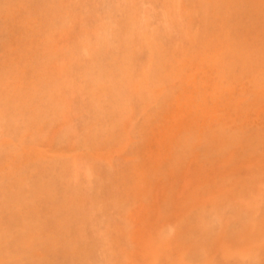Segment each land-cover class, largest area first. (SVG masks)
Segmentation results:
<instances>
[{"label":"rangeland","instance_id":"obj_1","mask_svg":"<svg viewBox=\"0 0 264 264\" xmlns=\"http://www.w3.org/2000/svg\"><path fill=\"white\" fill-rule=\"evenodd\" d=\"M0 1L6 2L0 11V58L2 44L10 51L18 46L15 40L39 50L28 64L34 73L18 66L39 91L30 108L22 103L28 91L19 92L7 79L0 87V108L19 116L7 128L0 123V160L6 163L7 156L26 151L43 160L36 165L26 160L24 167L12 163L15 173L0 180V237H5L0 238V264H231L222 252L204 247L206 233L200 232L204 220L213 221L217 205L231 200L221 197L202 207L201 183L215 168L203 174L208 156H199L198 131L190 138L182 135L175 145L160 141L154 130L167 124L173 100L204 79L203 70L197 73L193 65L208 64L212 43L223 48V31L234 28L237 40H244L239 12L228 0L202 9L199 0H18L32 12L22 7L25 28L17 31L15 18H7L21 7L15 0ZM204 16L217 22L216 31H205ZM256 22L255 36L264 19ZM198 31L200 40L191 44ZM204 40L209 41L205 46ZM260 42L248 73L238 64L236 74L246 81L264 57V36ZM215 76L211 83L227 86L222 74L215 71ZM258 135L264 138V129ZM233 146L208 158L228 155ZM162 152L164 164L157 160ZM256 152L247 145L241 153ZM20 183L22 194L42 206L28 205L26 220L17 219L37 223L34 228L19 230L18 223L4 221L5 200L22 204ZM12 233L25 235V248L8 247Z\"/></svg>","mask_w":264,"mask_h":264},{"label":"bare ground","instance_id":"obj_2","mask_svg":"<svg viewBox=\"0 0 264 264\" xmlns=\"http://www.w3.org/2000/svg\"><path fill=\"white\" fill-rule=\"evenodd\" d=\"M15 1V6L21 8L16 9L13 16L6 15L4 18L8 16V21L15 18V29L21 31L25 28L22 17L24 13L21 9L24 7L27 13H31L32 9L30 6H24L18 0ZM228 1L231 4V8L240 14L237 21H243L244 23L243 27L246 30L244 40H237L234 28L227 32L223 31L222 34L224 35H222L223 38L221 40L223 48H218L216 44L212 43L208 47L207 56L205 57V60H209L208 64L206 66L203 63L193 65V71L198 73L203 70L204 79L198 81L194 91L185 93L182 96L183 98L178 97L173 100L172 107L164 117L167 120V124L158 128V132L154 130V134L160 141L170 140L176 145L181 140L179 138L182 135L185 134L186 138H190L195 131H198L200 143H197L196 146L199 156L209 157L213 151H222L234 145L228 151V155L219 158L207 157L208 159L206 158L203 164L206 169L203 170L204 175H208L209 167L215 168V174L205 176L206 178L201 183V188L204 189L202 207L215 204V200L221 197H228L231 200L228 205L226 201L216 204L219 209L216 210L217 213H213L211 216L213 221L204 220L202 222L203 230L200 232L206 233L205 239L202 237L204 239L203 244L204 247L208 245L207 248L212 252H222L231 264H264V248H258L259 242L264 241V219L262 217L264 216V146L261 144H264V138L258 135L264 129V81L262 82V79H264V57L258 58L259 63L256 65L259 68L249 81H246L243 76L239 77L241 74H236L239 63H242L243 69L248 73L251 68L248 63L254 61L255 54L258 53L255 47L259 48L262 44L260 40L264 36V26L257 25V29L260 30L257 36L251 35V32L254 33V23H257L256 21L260 18L264 19V0ZM198 3H200V6H198L201 9L206 7V3L214 4L215 8L220 7L219 0H199ZM5 4L6 2L0 1V11L5 7ZM206 18L207 16H204V20H202L203 18L199 20L205 22V31L207 33L210 30L216 31L218 28L217 22L211 24ZM28 28L31 29V27ZM21 34L23 35H20V37H25L24 33ZM201 35L202 31L192 35L190 37L191 44H197ZM15 42L18 43V46L12 49L9 47L10 51L5 44L1 46L3 47L1 48L3 56L0 58V87L5 83L3 81L7 79L12 81L13 86L19 88V92L28 91L23 94L22 103L27 108H30L37 99L39 91L37 92L35 88L29 85L28 79L20 73L18 66L22 69L21 71L26 69L33 72L28 64L35 59L39 50L36 53L35 50H29V46L23 39L22 42L18 40H15ZM208 42L204 40L202 44L205 46ZM30 53H32L31 56H29ZM26 54L27 58L25 57ZM13 64L17 65L12 67ZM215 71L218 74H222V77L228 83L227 86H219L224 83L216 85L211 83V80L216 79ZM247 75L249 76V74ZM233 79L235 80L232 81ZM236 80L237 82H235ZM183 82L181 80L180 83L183 84ZM32 93H36V98L33 97ZM157 94L161 95L160 92H157ZM256 106L261 107L258 112L255 108ZM16 110L22 113L18 108ZM37 113L38 110H35L34 114ZM23 117L28 119L25 115ZM15 118H19V116L14 115V113L9 114L7 110L0 108V123L2 122L4 128L10 126L11 121ZM233 134L238 136V139L243 137L242 142L239 143V140L234 143ZM6 144L8 145L9 143ZM203 144H206L207 149L201 150ZM247 145H251L258 152L254 156L243 157L241 152L245 150ZM173 153L174 150H171L170 155ZM16 154H11L10 157L7 156L5 159L6 163L0 160V180L4 181L7 174L12 176L15 173L14 170L11 171L12 163H16L17 166L21 167H24L26 160L34 165L39 164V161L43 164V160L35 156L32 151ZM11 157L15 162L11 160ZM164 159L163 152L157 156L159 162L163 161L162 164H164ZM8 165L10 170L6 173L5 169ZM32 180L36 183L37 188L41 187V181H38L36 176ZM22 187L20 183V187L17 190H22L19 193L22 204L19 205L17 203L20 200L15 203L11 200H5L4 202V207L8 211L5 213V224L12 226L15 225L14 223H18L20 226L19 230H23L24 227L34 228V226H38L37 223L32 224L30 221L21 224L17 220L20 216H23L24 220H26V216L29 214L28 205L33 207L36 204L34 207L38 209L42 207L32 199V196L27 198L25 194H22L24 193ZM33 192L38 196L41 195V193H37V189L33 190ZM226 207V212L222 211ZM207 210L209 209L207 208ZM228 211H230L229 214H227ZM37 218L40 219L41 216L39 215ZM29 224L30 227H28ZM8 237H10V244L12 243L8 246L9 248H12L14 244L21 247L25 242L24 234L17 236L12 233ZM0 238L3 241L5 239L3 236ZM25 245L23 244L22 246L25 248ZM17 246H13V249H16ZM5 262L10 264L8 260Z\"/></svg>","mask_w":264,"mask_h":264}]
</instances>
